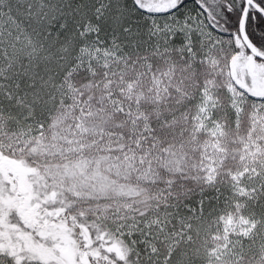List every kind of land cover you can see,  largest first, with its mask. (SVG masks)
Returning a JSON list of instances; mask_svg holds the SVG:
<instances>
[{
    "label": "snow or ice",
    "instance_id": "snow-or-ice-1",
    "mask_svg": "<svg viewBox=\"0 0 264 264\" xmlns=\"http://www.w3.org/2000/svg\"><path fill=\"white\" fill-rule=\"evenodd\" d=\"M0 264H264V0H0Z\"/></svg>",
    "mask_w": 264,
    "mask_h": 264
}]
</instances>
